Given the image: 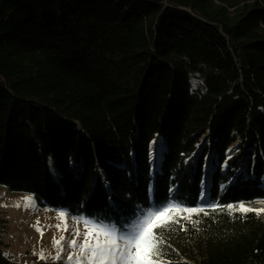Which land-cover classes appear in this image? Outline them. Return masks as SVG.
<instances>
[{
    "label": "trees",
    "instance_id": "obj_1",
    "mask_svg": "<svg viewBox=\"0 0 264 264\" xmlns=\"http://www.w3.org/2000/svg\"><path fill=\"white\" fill-rule=\"evenodd\" d=\"M203 136L208 203L264 200V0H0L1 186L122 227L203 204ZM208 212L163 264H264V214Z\"/></svg>",
    "mask_w": 264,
    "mask_h": 264
},
{
    "label": "rangeland",
    "instance_id": "obj_2",
    "mask_svg": "<svg viewBox=\"0 0 264 264\" xmlns=\"http://www.w3.org/2000/svg\"><path fill=\"white\" fill-rule=\"evenodd\" d=\"M196 80V78H193L194 84H196ZM202 143H207L210 146V154L207 155L205 162L206 169L208 160L211 158L210 156H212L213 161H217V157L215 156L214 141L210 137L203 136ZM238 145L239 142H236L229 148V156L239 150ZM164 150L165 142L161 137H156L151 145L153 170L160 168ZM243 158L244 161L242 162L241 169L246 174L247 153L244 154ZM50 166L56 174L57 172L52 160L50 161ZM26 197H31V201L26 202L24 199ZM206 199L209 202L208 197ZM261 201L264 200L256 201L248 207L262 208L264 204H261ZM201 202L205 203V201ZM16 205L20 206L17 207ZM61 211L66 213L63 218L59 216V212ZM84 219L97 221L95 218L85 215H73L65 209L40 206L32 194L12 192L7 187L0 185V222L1 224L5 222V225H2L4 226V231L1 235V249L14 262L23 264H33L36 262H44L46 264H77L79 259L80 264H86V261L79 258V244L82 242L83 233L86 230L83 223ZM102 222L113 225L117 229L121 228L110 222ZM57 225H60V227H57ZM78 231L79 234H77ZM73 239L77 241L75 246H72L70 243ZM41 252H43V257L38 255ZM69 256H72L73 259H68ZM162 262L165 263L167 260L162 259Z\"/></svg>",
    "mask_w": 264,
    "mask_h": 264
},
{
    "label": "snow or ice",
    "instance_id": "obj_3",
    "mask_svg": "<svg viewBox=\"0 0 264 264\" xmlns=\"http://www.w3.org/2000/svg\"><path fill=\"white\" fill-rule=\"evenodd\" d=\"M24 199L28 202L32 198ZM200 199L205 203L195 207H188L174 199H169L162 205L139 210L135 218L120 229L102 221L84 219L86 230L83 233V240L79 244V258L86 261V264H163L162 258L166 254L164 233L169 231L173 225L180 224L182 220L195 225L199 221L193 220V215H208V209L215 212L220 208L236 210L241 213L264 214V207L252 208L243 202L238 205L208 203L203 190L200 193ZM260 203L264 204V201ZM65 215V212H59L61 218ZM70 243L75 246L77 241L73 239ZM38 255L43 257V252ZM68 259L71 260L73 257L69 256ZM77 264H80L79 259Z\"/></svg>",
    "mask_w": 264,
    "mask_h": 264
},
{
    "label": "bare ground",
    "instance_id": "obj_4",
    "mask_svg": "<svg viewBox=\"0 0 264 264\" xmlns=\"http://www.w3.org/2000/svg\"><path fill=\"white\" fill-rule=\"evenodd\" d=\"M153 158H154V155H153ZM210 170H211V166H210V163L208 161V165L206 167V177H205V181H204V184H203V191L205 192L206 196H207V189H208V185H209Z\"/></svg>",
    "mask_w": 264,
    "mask_h": 264
}]
</instances>
